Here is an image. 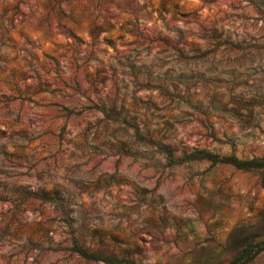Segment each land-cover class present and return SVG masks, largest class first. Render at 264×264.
Listing matches in <instances>:
<instances>
[{
  "label": "rangeland",
  "instance_id": "rangeland-1",
  "mask_svg": "<svg viewBox=\"0 0 264 264\" xmlns=\"http://www.w3.org/2000/svg\"><path fill=\"white\" fill-rule=\"evenodd\" d=\"M193 152L264 159V0H0V264L264 245V169Z\"/></svg>",
  "mask_w": 264,
  "mask_h": 264
},
{
  "label": "trees",
  "instance_id": "trees-1",
  "mask_svg": "<svg viewBox=\"0 0 264 264\" xmlns=\"http://www.w3.org/2000/svg\"><path fill=\"white\" fill-rule=\"evenodd\" d=\"M166 150H167L166 151L167 156L171 158L172 157L171 152L168 149ZM188 156L189 157L187 156L185 157L193 159V160L206 159L213 164L227 163V164L233 165L234 167L238 169H244V170H248L252 168L264 169V159L242 160V159H238L234 155L233 156H219V155H214V154L204 153V152H193V153L188 154ZM263 249H264V245L261 243L252 245L246 248L245 250H243L242 253L238 257L234 258L229 264H247L250 260H252V258L256 254H258ZM78 252L86 257L97 259V260H104L110 264H137V263H132L128 261L127 259H117V258H108V257H102L103 259H101L95 254L87 253L80 247H78Z\"/></svg>",
  "mask_w": 264,
  "mask_h": 264
}]
</instances>
